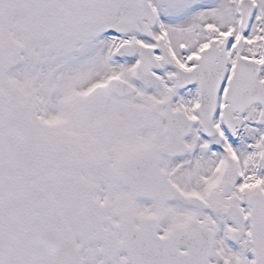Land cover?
Masks as SVG:
<instances>
[{
    "label": "snow or ice",
    "instance_id": "6c2138e0",
    "mask_svg": "<svg viewBox=\"0 0 264 264\" xmlns=\"http://www.w3.org/2000/svg\"><path fill=\"white\" fill-rule=\"evenodd\" d=\"M0 264H264V0H0Z\"/></svg>",
    "mask_w": 264,
    "mask_h": 264
}]
</instances>
